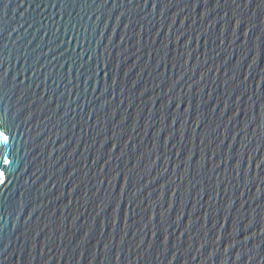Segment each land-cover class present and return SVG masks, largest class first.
Returning a JSON list of instances; mask_svg holds the SVG:
<instances>
[{
  "label": "water",
  "instance_id": "1",
  "mask_svg": "<svg viewBox=\"0 0 264 264\" xmlns=\"http://www.w3.org/2000/svg\"><path fill=\"white\" fill-rule=\"evenodd\" d=\"M0 264H264V0H0Z\"/></svg>",
  "mask_w": 264,
  "mask_h": 264
},
{
  "label": "snow or ice",
  "instance_id": "2",
  "mask_svg": "<svg viewBox=\"0 0 264 264\" xmlns=\"http://www.w3.org/2000/svg\"><path fill=\"white\" fill-rule=\"evenodd\" d=\"M13 139V133L7 124L0 122V161L2 164L7 166L11 164V160L9 159L10 153L8 149L10 147V142ZM4 176V172L0 171V177Z\"/></svg>",
  "mask_w": 264,
  "mask_h": 264
}]
</instances>
